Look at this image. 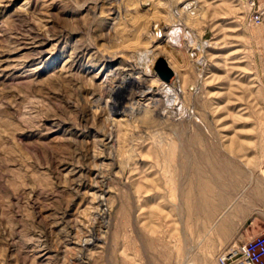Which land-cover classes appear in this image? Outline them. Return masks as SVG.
Listing matches in <instances>:
<instances>
[{
	"label": "rangeland",
	"instance_id": "374dc122",
	"mask_svg": "<svg viewBox=\"0 0 264 264\" xmlns=\"http://www.w3.org/2000/svg\"><path fill=\"white\" fill-rule=\"evenodd\" d=\"M263 158L264 0H0V264H218Z\"/></svg>",
	"mask_w": 264,
	"mask_h": 264
},
{
	"label": "crops",
	"instance_id": "0c3cea01",
	"mask_svg": "<svg viewBox=\"0 0 264 264\" xmlns=\"http://www.w3.org/2000/svg\"><path fill=\"white\" fill-rule=\"evenodd\" d=\"M231 213L236 245L264 230V158L235 164V209Z\"/></svg>",
	"mask_w": 264,
	"mask_h": 264
},
{
	"label": "built area",
	"instance_id": "2783aa9c",
	"mask_svg": "<svg viewBox=\"0 0 264 264\" xmlns=\"http://www.w3.org/2000/svg\"><path fill=\"white\" fill-rule=\"evenodd\" d=\"M252 20L260 22V15ZM218 264H264V230L239 246H235L218 256Z\"/></svg>",
	"mask_w": 264,
	"mask_h": 264
},
{
	"label": "bare ground",
	"instance_id": "6f19581e",
	"mask_svg": "<svg viewBox=\"0 0 264 264\" xmlns=\"http://www.w3.org/2000/svg\"><path fill=\"white\" fill-rule=\"evenodd\" d=\"M143 74L145 75L144 70H143ZM121 83L123 84V87L125 86V88L131 86V87H133L135 89V91L133 92L134 96H133L131 102H134L135 105H138L139 107L146 106V108H150L151 106H149V103H153L154 102V98H153L154 96L152 94L157 93V92H159L162 89H165V88L160 87V86L159 87L158 86L157 87H155V86L146 87V86H144V83H142V85H141L139 83V78L137 76H134L133 73H129V75H126L121 80ZM161 86H163V85H161ZM120 87H121V85H120ZM120 87H118L117 89H119ZM166 88L170 89V87H168V86ZM173 90L174 89H172V91ZM147 96H150V97H147ZM142 102H146V103L144 104ZM123 111L125 112V110H123ZM107 140L109 141L110 139L107 138Z\"/></svg>",
	"mask_w": 264,
	"mask_h": 264
},
{
	"label": "water",
	"instance_id": "95a60500",
	"mask_svg": "<svg viewBox=\"0 0 264 264\" xmlns=\"http://www.w3.org/2000/svg\"><path fill=\"white\" fill-rule=\"evenodd\" d=\"M154 70L161 80L168 82L173 75L172 69L167 65L164 58L159 57L155 62Z\"/></svg>",
	"mask_w": 264,
	"mask_h": 264
}]
</instances>
